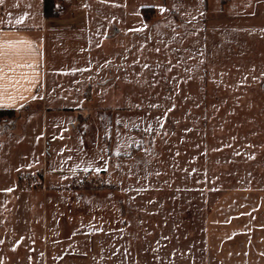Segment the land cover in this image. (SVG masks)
Here are the masks:
<instances>
[{"label": "rangeland", "instance_id": "1", "mask_svg": "<svg viewBox=\"0 0 264 264\" xmlns=\"http://www.w3.org/2000/svg\"><path fill=\"white\" fill-rule=\"evenodd\" d=\"M167 1L137 70L96 94L121 111L65 115L55 140L40 119L25 139L0 125V236L33 250L0 264H224L212 212L231 191L264 195V0ZM132 121L133 135L116 124Z\"/></svg>", "mask_w": 264, "mask_h": 264}, {"label": "crops", "instance_id": "2", "mask_svg": "<svg viewBox=\"0 0 264 264\" xmlns=\"http://www.w3.org/2000/svg\"><path fill=\"white\" fill-rule=\"evenodd\" d=\"M217 1L215 4L219 6ZM229 1L228 7L235 12L247 5L239 0ZM160 2L161 8L169 10L167 0ZM206 2L209 12L212 3L203 0V11ZM54 3V16L46 17L43 0L0 2V45L4 46L0 49L3 70L0 111L14 115L6 121L0 120V125H6V136L10 139L27 138V124L35 119H40L42 126H50L45 127L44 133H51L55 140L62 134L61 120L65 115L77 114L84 124L87 118L82 114L90 108L121 111L123 107L100 106L96 94L107 84L131 73L130 69L137 70L135 48L140 42L153 43L140 33L142 28H155L151 20L160 10L153 4L140 6L132 0H54ZM58 6L63 10L58 11ZM145 7L154 10L151 20L142 16L141 9ZM21 18L23 22L16 24ZM22 64L34 67H17ZM25 75L27 79L23 78ZM116 124L122 133L129 135L138 126L133 121ZM117 155L109 153L113 159ZM41 183L45 188H56L45 186L43 175ZM15 186L16 182L8 189L13 192ZM207 236L211 252L224 264H264V195L245 190L228 192L212 212ZM29 245L15 240L10 233L0 236L3 253L16 246H21L25 254L30 253L33 250ZM27 264H31L30 259Z\"/></svg>", "mask_w": 264, "mask_h": 264}, {"label": "trees", "instance_id": "3", "mask_svg": "<svg viewBox=\"0 0 264 264\" xmlns=\"http://www.w3.org/2000/svg\"><path fill=\"white\" fill-rule=\"evenodd\" d=\"M54 0H43V14L46 17L54 16ZM142 16L145 20H149L154 17V10L152 8H142L141 9ZM13 116V113L0 111V119L2 118H10Z\"/></svg>", "mask_w": 264, "mask_h": 264}, {"label": "snow or ice", "instance_id": "4", "mask_svg": "<svg viewBox=\"0 0 264 264\" xmlns=\"http://www.w3.org/2000/svg\"><path fill=\"white\" fill-rule=\"evenodd\" d=\"M0 2H2V0H0ZM160 11L163 12V11H165V9L161 8ZM22 22H23V18L18 19V20L15 21L16 24H20ZM19 43L24 44L25 42L24 41H20ZM3 47H4L3 45H0V49H2ZM28 47L31 48V44L30 43L28 44ZM17 67L33 68L34 66L30 65V64H22V65H17ZM145 67H147V65H145ZM2 71L3 70L0 69V72H2ZM34 74H38V73H34ZM23 78L27 79V76L25 75ZM15 83H19V81H16ZM33 99H36V97H33ZM148 130L150 131L151 129H148ZM84 171H88V169L85 168ZM7 191L10 192V191H12V189H7Z\"/></svg>", "mask_w": 264, "mask_h": 264}, {"label": "built area", "instance_id": "5", "mask_svg": "<svg viewBox=\"0 0 264 264\" xmlns=\"http://www.w3.org/2000/svg\"><path fill=\"white\" fill-rule=\"evenodd\" d=\"M63 10V7L62 6H59L58 7V11H62Z\"/></svg>", "mask_w": 264, "mask_h": 264}]
</instances>
